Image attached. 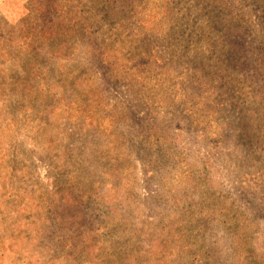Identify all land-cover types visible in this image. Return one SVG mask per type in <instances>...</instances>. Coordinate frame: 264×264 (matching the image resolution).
<instances>
[{
    "label": "rangeland",
    "instance_id": "1",
    "mask_svg": "<svg viewBox=\"0 0 264 264\" xmlns=\"http://www.w3.org/2000/svg\"><path fill=\"white\" fill-rule=\"evenodd\" d=\"M0 264H264V0H0Z\"/></svg>",
    "mask_w": 264,
    "mask_h": 264
},
{
    "label": "trees",
    "instance_id": "2",
    "mask_svg": "<svg viewBox=\"0 0 264 264\" xmlns=\"http://www.w3.org/2000/svg\"><path fill=\"white\" fill-rule=\"evenodd\" d=\"M108 2H116V1H119V0H107Z\"/></svg>",
    "mask_w": 264,
    "mask_h": 264
}]
</instances>
